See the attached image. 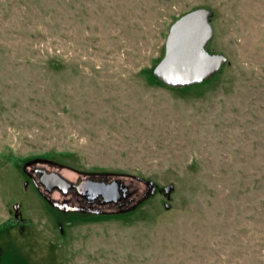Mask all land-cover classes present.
<instances>
[{
  "label": "rangeland",
  "instance_id": "obj_1",
  "mask_svg": "<svg viewBox=\"0 0 264 264\" xmlns=\"http://www.w3.org/2000/svg\"><path fill=\"white\" fill-rule=\"evenodd\" d=\"M198 8L226 63L151 82ZM31 165L135 199L61 214ZM0 264H264V0H0Z\"/></svg>",
  "mask_w": 264,
  "mask_h": 264
},
{
  "label": "water",
  "instance_id": "obj_2",
  "mask_svg": "<svg viewBox=\"0 0 264 264\" xmlns=\"http://www.w3.org/2000/svg\"><path fill=\"white\" fill-rule=\"evenodd\" d=\"M212 12L207 8L192 10L178 18L170 27L165 41L163 58L154 66L153 76L169 87L182 88L202 84L226 63L223 54L211 53L207 46L214 36ZM41 184L47 191L59 189L66 193L74 188L83 193L101 196L105 204H118L129 190L119 180L111 182L82 181L78 185L67 181L59 173L40 172ZM155 188L151 193H154ZM148 197L144 194L141 200ZM19 206H15L16 210ZM168 208V205L166 206Z\"/></svg>",
  "mask_w": 264,
  "mask_h": 264
},
{
  "label": "flooded vegetation",
  "instance_id": "obj_3",
  "mask_svg": "<svg viewBox=\"0 0 264 264\" xmlns=\"http://www.w3.org/2000/svg\"><path fill=\"white\" fill-rule=\"evenodd\" d=\"M31 166L33 168L30 169V171H26V174L28 175L29 181L31 182L35 192L51 209L61 214L79 215V216L89 215V214L99 215L105 212L103 210V208L105 207L115 206L122 209L124 208V206L127 205V203H130L135 199L133 194L129 193L128 196L118 204H105L101 196L96 197L94 193H89V192L83 193V191H78L74 188L68 189L66 193L60 191L59 189H53L52 191H47L40 182L41 181L40 172L43 171L46 172L47 174H51L53 172H48L47 170L36 166L34 167V165ZM82 181L108 183L113 180L110 181L109 179L106 178H100V177L96 178L92 176L85 179H80L76 182L73 181H69V182L78 185ZM55 194H58L59 197H56ZM18 216H19V211L18 209L16 210L14 206V216H13L14 220L11 221V223H6L5 226H3L2 228H6L11 224H15L19 219L21 220V218H19Z\"/></svg>",
  "mask_w": 264,
  "mask_h": 264
},
{
  "label": "trees",
  "instance_id": "obj_4",
  "mask_svg": "<svg viewBox=\"0 0 264 264\" xmlns=\"http://www.w3.org/2000/svg\"><path fill=\"white\" fill-rule=\"evenodd\" d=\"M211 23H212V16H211ZM209 46V45H208ZM208 46H207V48H208ZM208 50V49H207ZM153 70V69H152ZM152 70L151 71H149L148 72V77H149V80L151 81V82H157V83H159L160 85H162V86H164V87H168V88H174V87H169V86H167V85H165L164 83H162V82H160L158 79H156L154 76H153V74H152ZM198 85H200V84H198Z\"/></svg>",
  "mask_w": 264,
  "mask_h": 264
}]
</instances>
